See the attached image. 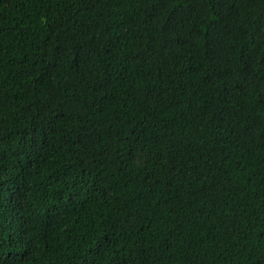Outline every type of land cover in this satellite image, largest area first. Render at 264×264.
<instances>
[{"label": "trees", "instance_id": "obj_1", "mask_svg": "<svg viewBox=\"0 0 264 264\" xmlns=\"http://www.w3.org/2000/svg\"><path fill=\"white\" fill-rule=\"evenodd\" d=\"M0 264H264V0H0Z\"/></svg>", "mask_w": 264, "mask_h": 264}]
</instances>
